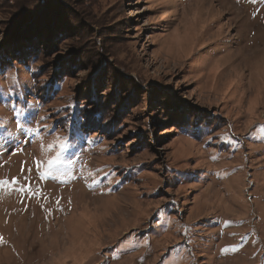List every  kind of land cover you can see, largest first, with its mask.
<instances>
[{
	"label": "rangeland",
	"instance_id": "obj_1",
	"mask_svg": "<svg viewBox=\"0 0 264 264\" xmlns=\"http://www.w3.org/2000/svg\"><path fill=\"white\" fill-rule=\"evenodd\" d=\"M22 1L0 0V264H264V0Z\"/></svg>",
	"mask_w": 264,
	"mask_h": 264
},
{
	"label": "snow or ice",
	"instance_id": "obj_2",
	"mask_svg": "<svg viewBox=\"0 0 264 264\" xmlns=\"http://www.w3.org/2000/svg\"><path fill=\"white\" fill-rule=\"evenodd\" d=\"M13 79H15V77H13ZM16 111H18V112L20 113L21 116L24 115V111H23L22 109H16ZM40 120H41V121H44V120H45V117L41 116V117H40ZM14 127H15L16 129H22L21 137L19 138L20 140H22V139H23V135H24V129H23V126H22L19 122H16L15 125H14ZM26 131H27V132H30V133H32V132H39V129H35V128H27ZM13 134H14L13 132H9V133H8L9 136H12ZM209 135L211 136L210 133H209ZM64 147L66 148V147H67V144H65ZM23 150H24V149L20 147L19 142H18L17 145H16V149H15V151H13L12 148H9V149H8V151L11 152L13 155H15V154H17V153H19V152H21V151H23ZM213 159H215V157H213ZM61 163H62V161H61V159H60L59 157H57V159H55V160H49V161L47 162V172H48V174L50 175V174H51V171H50V170H51L52 168H54L56 165L61 164ZM68 165H71V164L69 163ZM42 167H43V165H42L40 162H37V164H36V168H37V170L41 169ZM20 171H21V173H24V172H25V168H24L23 165H21ZM27 171H28V172H31L32 169H27ZM44 175H45L44 172H40V178H41V179L44 178ZM25 179H30V177H27V176H26ZM8 183H9L8 181H0V185H7ZM17 183H18V182H17V180H16L15 178H13V179L11 180V184H12L13 186H16ZM13 190L16 191V192H18L19 194H21V195L24 196L25 198H27V196H28L29 194H33V195H34V193L31 192V188H30V186H19V187H14ZM100 255H101V256H105L106 253L101 252ZM113 258H114V257H113ZM104 264H108V260H107V259H105ZM160 264H164V260H163V258L161 259Z\"/></svg>",
	"mask_w": 264,
	"mask_h": 264
},
{
	"label": "trees",
	"instance_id": "obj_3",
	"mask_svg": "<svg viewBox=\"0 0 264 264\" xmlns=\"http://www.w3.org/2000/svg\"><path fill=\"white\" fill-rule=\"evenodd\" d=\"M28 1H30V0H23V1H22V3L24 2V5H25V6H22V10H21V14L23 15V18H24L25 16H27V18L32 17L33 15L36 14L34 10H36L37 7L40 9V8L44 7V5H45V3H44L45 0H31V1H36V4H35V5H32V3H29ZM57 1H59V0H57ZM60 1H61V0H60ZM28 3H29L30 6H28ZM22 5H23V4H22ZM34 13H35V14H34ZM27 18H26V19H27ZM15 22H17V21H15ZM21 25H22V24H21ZM18 26H19V24H18ZM76 107H77V105H76L75 103H72V105H71V109L74 110ZM72 115H76V117H77V116H83L81 112H78V113H77V112H73ZM83 119H84V118H83ZM76 120H77V118L74 119L73 123L76 124V125L79 127V129H81V130L83 131V134H85V131H88V129H89L90 127H92V126L87 122V119H85L83 122H82V119H81V118H79V120H77V121H76ZM76 122H77V123H76ZM86 123H87V125H88V128H87Z\"/></svg>",
	"mask_w": 264,
	"mask_h": 264
}]
</instances>
